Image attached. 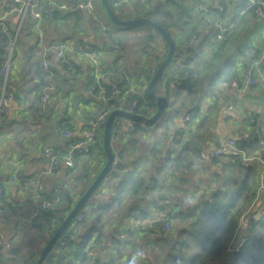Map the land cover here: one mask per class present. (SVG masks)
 Wrapping results in <instances>:
<instances>
[{
	"label": "trees",
	"instance_id": "obj_1",
	"mask_svg": "<svg viewBox=\"0 0 264 264\" xmlns=\"http://www.w3.org/2000/svg\"><path fill=\"white\" fill-rule=\"evenodd\" d=\"M118 1L120 0H109L113 10L115 7L113 3H118ZM136 1L135 7L139 11L145 9L150 10L151 7H153L155 11L157 10V4L152 6L150 0ZM167 1L169 6L167 8L165 7L163 16H160V18L159 16L155 17L153 20L170 34L174 41L175 49L171 62L165 68L162 76L156 83L155 92L156 94H162L166 97H169L173 92L170 110L172 112L174 111L177 115L180 113L185 115L192 110L195 111L198 107L199 101L202 97L198 88L202 83L208 81L211 85H214L220 80L235 77L240 73V69L244 65L241 61L237 60L236 57L240 56L241 53L243 55V53H246L249 49H255L256 52H258L259 49L244 41L236 47H233V44L235 43L234 39L241 31L240 25L242 20H237L233 25V28L225 32L226 37L224 39L214 41L212 34H214L216 30L212 26L206 30V34L202 33L204 30L199 29L197 24H195L196 22L189 24L187 27V22L184 20V17L189 14L187 0ZM157 3L160 2L158 1ZM100 6L102 7L101 2ZM180 19L183 22L179 24L177 21ZM200 19L205 22L209 21L208 18L203 16H201ZM31 20L30 16H24L19 27L20 30H18V33L16 34L14 54L16 52L17 37L27 29V25H34V22L32 24ZM147 25L149 29L147 30V33L145 32L146 34H144L145 40H143V44L148 48V50L145 51L147 52V56L155 59L156 57H159V42H155V33L151 29L156 33L157 31L149 24ZM177 25L181 30L178 38L173 35L174 33L171 30L173 27H178ZM208 25H210V23ZM14 33L15 29L9 27L8 34L13 35ZM105 33L108 37L106 30ZM193 34L199 38L200 42L198 44L190 43L189 40ZM161 39L166 46L165 52L154 64H149L152 68V73L149 76L150 78L156 71L167 51V43L163 38ZM113 40V45L119 43V41L115 39ZM205 43L207 44L206 46H204ZM1 52L2 46L0 45V63L2 61ZM57 58L59 61L61 60L63 63L62 67L66 71V64L64 63L62 56H57ZM108 62L112 61H109L106 57L105 63L113 65V63ZM147 63L148 62H146V64L144 63L145 66ZM55 70V67L51 64V76ZM118 70L119 72L121 71L120 69ZM66 72L69 74H75L78 72V69L76 67L72 71L67 70ZM116 72L109 75L108 83L104 84L107 90L106 93H109L110 86L114 84L121 89V98H124L125 102H130L132 99L138 102L134 109L135 112L150 115L155 109V105L146 97L147 87L144 90L139 89L132 91L130 89L131 83L129 78L123 79L116 76ZM35 78L38 80L40 88L43 85L40 64L38 65V68L35 69ZM1 82L2 80L0 78V86ZM90 84H95V82L90 81L87 85ZM171 84H173L172 87ZM39 98L40 94L37 92L36 100L33 103L34 106L30 107L28 111L33 110V112H36V110L39 109ZM85 99L89 100L90 103L97 104L96 107L98 109L101 107L111 108L118 104L116 99H109L107 102L96 101L94 98L87 96ZM44 113L41 115L30 114L31 116L29 117V120L33 119V121H38L43 118ZM7 114L8 113H4L0 110V125L5 123L8 119ZM247 122L248 124H255V121H250V119H247ZM67 126L70 125L66 123L59 124V131H64ZM137 129L143 131L146 128L143 126L137 127ZM137 129L132 131L130 135L134 134ZM262 131L264 132V130ZM64 140V144H53L52 147L44 146L41 143L38 145V151L43 154L44 148H51L56 152L58 158L62 159L66 153L67 146L72 139L64 138ZM132 141L135 145L134 147L132 144H129L128 147H124L120 150L122 160H125L128 157L134 158L133 155L135 153L142 155L145 153V158L149 163L156 162L158 159L156 170L154 172L147 171L146 173L140 170H132L131 177H133V179H131L127 187L124 185L125 178L121 177L122 175L118 172L113 173L111 175V180H115L116 183L122 185V187L120 191L115 193L112 190L113 187L109 186V183L106 187L107 189H105L106 193L115 196L120 204H122V207L127 206V208L124 210L121 209V212L117 211L118 213L116 214V212L110 211L106 208L101 198L95 200V203H93L89 211L83 214L74 230L66 234L64 244L58 246L57 251L54 252L56 260L64 259L66 256L71 255L73 258L78 259L79 263L77 264H84L88 257V249L92 247L93 244L104 241L108 232L106 229L107 227L108 229L110 228V222L116 219H122L124 215L134 207L142 210L143 207L137 202L141 200L138 193L142 192L143 195V191L149 192L150 188H148L146 184L149 182L159 184L166 175L170 163H168L166 158H161L156 154V151L158 150L157 146L154 144L145 150L147 145L146 140L136 143L137 141L133 138ZM93 148L96 149L99 156H102L103 160L101 164L96 165L94 162L92 163L86 153L74 152L73 158L75 165L64 169L63 176L60 178L58 177V181L55 185L53 184V189L49 194L45 189L44 192L40 194L41 199L43 198L47 200L54 191L59 197V203L44 209L41 212L42 219L38 224L24 223L22 222L23 217L26 216L24 215V212H18L14 216V210H8V202L12 201L11 194L14 193V190L11 191L9 189L4 192V194H1V218L7 216L19 217L24 215L23 217L14 220L13 225L15 226V230L20 232V228L23 227V225L28 226L25 229V232L34 230L29 234V238L25 241L24 247H30L32 243H34L38 244L39 248L36 250L30 248V252L27 254L26 250H18L21 248L20 245L13 246L11 250L12 255L6 257L0 253V264H8L7 261L13 264L35 263L47 239L52 235L58 224L70 211L77 199L83 194L103 166L105 154L101 137L97 140ZM255 152H257L258 155ZM242 154H244L245 157H252V159L244 160ZM79 155L85 156V163L79 162ZM258 156L264 157V134L258 131V133L256 132L247 136L244 134V136L237 138L236 150L234 152H226L225 154L211 160V165L221 166L216 169L220 188H214L208 192V185L201 187L198 184L197 190L189 192L191 197L188 196L189 194L184 189V184L188 182L186 173L180 171L174 173L173 178L168 185V194L172 198V205H174V208L177 206L180 208V211L174 217L172 231L168 234L161 233L162 235L159 236L160 239L166 240L167 244H169V250L166 254L172 259L174 264H264V190L257 196L258 198L260 197L259 199L256 197V187L261 176V173L259 174L257 171L258 164L256 160H254V158H258ZM220 158L223 159L220 161ZM77 160L80 164L77 163ZM123 165L126 166L124 163ZM204 165L207 166V162L206 164L204 163ZM223 169H226V173L221 175ZM20 172L21 176L25 177L22 168L20 169ZM37 175L38 174H35L34 176L36 177ZM42 181L45 183L44 180ZM16 188L17 191L28 190L32 192L31 188L22 189L20 184H17ZM56 188L57 191L54 190ZM207 194L211 197V202L205 200ZM256 198L259 201V208L251 212V226L246 229L244 228L243 234L236 242L234 241V236L239 229L240 216L248 213L245 210L250 203L252 204L255 201ZM144 199V196H142V200ZM5 203L7 206H5ZM54 220L56 222L52 224L51 222ZM187 223L190 225L191 230H188L186 226L188 225ZM175 227H179L178 229L180 230L173 233ZM134 232L154 233L155 231L152 228L128 231L129 237L127 239L114 238V245L118 244L123 246L122 240L126 243H132L133 240H131V237ZM242 238H245V240L237 245ZM120 241L121 243H119ZM115 251L119 253L120 256L123 255L121 253L122 250L119 251L117 248ZM113 255L112 264H115L114 260L116 259V256L115 254ZM135 258L138 257L135 253L131 252L126 262H121V264H139L134 260ZM102 259L103 258L97 259L95 264H100V262L103 261ZM72 263L75 264L74 260Z\"/></svg>",
	"mask_w": 264,
	"mask_h": 264
},
{
	"label": "crops",
	"instance_id": "obj_2",
	"mask_svg": "<svg viewBox=\"0 0 264 264\" xmlns=\"http://www.w3.org/2000/svg\"><path fill=\"white\" fill-rule=\"evenodd\" d=\"M54 1L56 3L65 2L69 4V6H73L78 0ZM123 1L124 3H127L131 11L130 14H134V12L137 11V8L135 7V3L137 2L136 0ZM198 1H212L214 3L223 4L225 6V11L221 17L224 20L223 23H226L224 27H226V31L233 28V26L229 28L228 25L231 23V19L234 17V10H236L238 7L237 0ZM164 2L167 3L168 1L165 0ZM119 4L116 6V8L119 7ZM94 6L95 14L93 16L84 15V18H81L78 12H70V14L64 15L60 18H55L54 20L45 22H36L35 19L31 18V23L33 24L34 22V25H27V29H25L17 37L18 40H16V52L14 54L17 65H15L10 70V73L7 76V84L14 92V100L12 101L10 111L7 114L8 119L5 123L0 125V152L3 153V155L0 157V179H6L8 176H10L13 162L22 161L21 168L22 171H24L25 178L39 179L41 181L44 180L45 183L43 181L42 182L44 183L45 191H47L49 194L58 179L63 176L65 170H63L59 175L45 174L43 170L47 167V162L42 152L38 151V145L42 143L44 146L52 147L53 144H64L65 140L62 136V132L59 131V124H69L70 126L67 127L72 129L83 128L87 118L100 110L96 107L97 104L90 103L89 100L85 99L86 96H90L86 95L82 91V79L84 77V73L80 72L79 70L75 74L67 73L62 67L63 63L61 60L59 61L55 55L51 58V64L56 69L51 76L55 88L49 96L47 111L44 113L43 118L39 119L38 121H33V119L29 120V117L31 116L30 114H36L35 111H28V109L34 106L33 103L36 100V93L39 92L38 80L35 78V69H37L39 65L37 60L40 56L39 53L41 51L42 43L59 45L60 43L64 42L69 46L76 45L79 42L89 43L96 50H99L101 53L106 55L109 61H112L108 63H113V65H115L118 69L124 71L127 74L131 83L130 89L132 91L139 90L142 86L147 84V81L150 78L149 76L152 73V68L149 66V64H154L159 59V57L164 54L166 46L162 39H159L155 35L154 40L159 42V57L152 59V57H148L147 54L144 53L143 56L147 58L146 60H132L129 62V65H126V61L121 55L122 51L119 49V43H115L113 45L114 40L107 37L104 31V25L100 24L101 18H98V13H100L98 7L95 5V3ZM168 6L169 5H167L166 8ZM101 8L105 13L103 6ZM188 10L190 12V9ZM82 13L85 14L84 12ZM120 13V15L116 13L119 18L132 19L129 14L121 11ZM95 17L97 21L94 19ZM240 20H242L240 25L241 31L234 39L235 43L233 44V47H236L244 41L261 50L258 68L264 75V20H261L253 12L245 13L239 19V21ZM75 22L76 25L81 24L83 30L81 28L77 29ZM177 22L180 24L183 21L180 19ZM209 23L211 24L210 19L208 22H205L199 18L195 24H197L199 29L204 30L202 33L206 34V30L209 28L206 25ZM186 25L187 27L189 26L188 23ZM147 30L148 29L146 28V33ZM171 30L174 33L173 35L177 36V38L180 36L181 30L179 29V26L173 27ZM145 32L144 34H146ZM199 42L200 40H198L196 44ZM206 45L207 44L205 43L204 46ZM106 46L109 47L112 53L103 52V49L108 48ZM236 59L241 61V63L244 65L240 69V73L235 77H244L245 70L248 67V57L245 53H243V55L241 53V55L237 56ZM146 62L148 63L145 66ZM84 70L86 71L85 68ZM198 89L200 90L202 97L196 110L191 111L193 113V118L190 119L186 127L183 128V130L180 128L184 116V114L181 113L180 117H176L179 119L174 121L170 127H168V132L165 133L159 142L155 144L158 149L156 154L161 158H166L168 163H170L172 157L175 156L176 153L177 156L183 154V160L186 164L187 170L186 178L188 179V182L184 184V189L188 194L191 191L197 190L198 184L201 187L208 185V192L214 188H220L216 169L221 166L211 165V161H208L207 166H205L204 163H198L194 155L203 146H214L219 144L220 136L215 131V124L216 118L225 111V104L231 102L237 106L236 111L231 110L226 116L225 126L228 135L239 138L244 136V134L246 136L252 135L256 132L258 133V131L264 134L262 131L264 130V84L260 79H258L256 85L245 86L242 92L229 90L222 86L221 83L211 85L208 81L202 83ZM247 119H252L253 122L255 121V124H248ZM123 133L124 137L120 139L121 148L126 143L132 144L134 147L135 145L132 141L133 138L137 141L136 143L146 140L147 145L145 150L150 148L151 145L153 146L151 139L148 138V134H144V136L139 134L130 135L124 130ZM177 133L181 135V140L177 142L176 146H174L173 138ZM255 153L258 155L257 152ZM133 156L134 158H127L130 172L132 170H140L146 173L147 171L154 172L156 170L158 159L156 162L149 163L145 158V153H143V155L135 153ZM140 158L141 160L138 162ZM222 159L223 158H220V161ZM102 160V156H99V158H97V162L94 164L99 165L101 164ZM254 160H256L258 164L257 171L260 174V162H258L257 157L254 158ZM79 162L85 163V156H80ZM79 162L77 160L78 164H80ZM225 173L226 169H223L221 175H224ZM35 174L38 175L35 177ZM129 174L124 181L125 187H127L131 179H133V177H131L132 175ZM50 177L54 179L53 182H49L51 181L49 179ZM16 189V186L10 188L11 191L14 190V193L11 194L12 201L8 202V206L5 203V206L8 207V210L13 209L14 216L18 212H24V215H27L35 210V208L38 206V201L35 197H33V192L28 190L17 191ZM188 196L191 197L190 194ZM145 200L144 207L146 208L150 205V197L146 196ZM124 209L125 208L122 207V210ZM179 211L180 208L176 206V214H178ZM115 212L116 214L118 213L117 211ZM24 215L19 217H23ZM19 217L7 216L0 218V232H2L6 238L12 241L14 247L20 245L21 248L18 250H26L28 254L30 252V248L32 250H36L39 248V245L32 243L30 247H24V243L29 238V234L34 231L29 230L25 232V229L28 227L26 225H23V227L20 228L19 235L15 236V226L13 225V222ZM119 220L120 219H116L110 222V228L108 229L107 227L106 230H108V232H110V229L113 230L115 225L118 223L117 221ZM55 222L56 221L54 220L51 223L54 224ZM241 230L242 227L240 226L236 233L237 237L240 235ZM236 235L234 241L237 242L240 236L236 238ZM132 238L133 236L131 237V240H133L132 243H126L122 240L123 246L115 244L114 249L107 250L106 256L102 255L100 257L103 258V261H101L100 264H112V255L114 252L116 253L115 249L117 248L119 251H123H121L123 254L121 256L123 258V262L125 263L128 256L131 254V252H133V243L136 241V239ZM119 243H121V241ZM74 259L75 258H73L71 255H68L64 259L56 260L55 253L52 251L47 256L43 264H73L72 261ZM7 263L9 264V261H7ZM114 263L121 264V261L116 258Z\"/></svg>",
	"mask_w": 264,
	"mask_h": 264
},
{
	"label": "built area",
	"instance_id": "obj_3",
	"mask_svg": "<svg viewBox=\"0 0 264 264\" xmlns=\"http://www.w3.org/2000/svg\"><path fill=\"white\" fill-rule=\"evenodd\" d=\"M237 4L238 7L234 10V17L228 25L229 28L247 12H253L261 20H264V0H237ZM113 5L117 6L118 3H113ZM94 7V0H78L73 6H69L65 2L56 3L54 0H0V45L2 46V61L0 63V78L2 80L0 86V110L2 112L9 113L10 106L14 100V92L7 84V76L9 75L10 70L17 65L14 55L15 38L17 35L16 32L13 35L8 34V28L11 27L12 29L17 30L25 15L35 19L36 22L54 20L55 18L70 14V12H78L80 17L84 18V15L88 16L93 14ZM187 7L190 9V12L184 17V20L188 24L195 23L201 16H203L211 20V24L206 26H212L216 30V32L212 34L214 41L226 37V27L222 26V24L226 25V23H223L224 20L221 17L225 11V6L223 4L214 3L212 1L201 2L198 0H187ZM198 40L199 38L193 34L189 41L190 43H196ZM260 53L261 50L256 52L255 49H249L245 53L248 57V67L245 70L244 77L223 79L218 83H221L222 86L229 90H235L238 92H242L245 86L256 85L258 79L264 84V75L258 68ZM39 55L38 62L43 76V85L39 88V109L36 110V115H41L47 111L49 96L55 88L50 74L51 58L55 55L56 57H60V55L62 56L68 71H72L77 67L80 72L84 73L82 79L83 93L95 98V100L107 102L109 99H116L118 102L115 107L100 108L99 111L87 118L83 128L72 129L67 127L62 131L63 138L72 139L69 142L66 153L62 159H59L56 152L51 148H44L43 155L47 161V167L45 168L44 173L48 175H59L65 168L73 167L75 165L73 158L74 152L86 153L89 159L96 163L99 155L93 147L101 137L107 115L114 109L137 113L134 111L138 103L136 100L132 99L130 102H125L124 98H121V89L119 87L112 84L110 86V91L107 94L106 87L104 86L105 83H108L109 75L116 71H118L116 72V76L123 79H128L127 74L122 70L119 72L115 65L105 63L107 56L99 50H96L87 42H79L73 46H69L64 42L59 45L42 43ZM90 81H94L95 84L87 85ZM172 86L173 84H171V87ZM146 87L147 85H144L140 90H144ZM169 98L172 99V95H170ZM231 110L236 111L237 106L234 103L228 102L225 104V111L216 118L215 131L220 136V142L214 146L201 147L194 155L198 163H206L226 152H234L236 150L237 138L228 135L225 126L227 113ZM191 113H186L183 116L182 125L180 126L181 130H183L188 124L192 115ZM250 121H252V119H250ZM122 123H124L125 132H128V134L136 130L137 127H143V125H136V123L127 118L115 116L112 124L110 146L113 145L112 142L114 139H118L119 127ZM218 127L222 129V132L218 131ZM180 140L181 135L179 133L175 134L173 138L174 146H176L177 142ZM120 150H122L121 147L116 149L113 145V160L109 170L93 192L91 198L81 209H79L75 217L67 226V229L57 238V242L52 250L53 252L57 251L58 246L64 244L66 234L74 230L83 214L89 211L93 203H95V200L101 198L106 208L110 211L115 212L122 209V204H120L119 200L115 196L106 193L105 190L109 184L111 174L118 172L122 175L121 177L126 178L130 172L127 159L122 160ZM2 155L3 153L0 152V157ZM242 156L244 160L252 159V157H245L244 154H242ZM257 160L260 162L261 176L256 187V197L264 190V157L258 156ZM123 163L126 164V166L123 165ZM12 166L10 176L6 179H0V197L2 193L4 194V192L17 184H20L22 189L31 188L34 197L38 200V206L31 213L24 216L22 222L27 224H38L42 219L41 212L48 207L58 204L59 197L53 191V194L47 200L43 198L41 199L40 194L44 192L45 189L43 182L39 179L22 177L20 172L22 161L13 162ZM178 171L184 173L187 172L186 164L183 160V154L177 156L176 153V155L172 157L166 175L161 182L159 184H154L153 182L146 184L151 190L149 207H143L142 210L137 207L130 209L122 219L117 221L118 223L115 225L114 229H110V232L106 234L104 241L97 242L88 249V257L84 264H95L96 260L102 255H105L107 250L114 249V238L127 239L129 237L128 231L152 228L154 231H159L165 234L170 233L172 231V223L176 212L174 205H172V198L168 194V185L172 180L174 173ZM54 190L57 191V188ZM205 200L212 201L209 195L205 197ZM1 212L0 208V218L2 215ZM240 226L245 229L251 226V219L247 213L240 216L239 227ZM18 235L19 232L15 230V236ZM244 240L245 238L240 239L237 245L241 244ZM12 248V241L0 232V253L6 257L10 256L12 255ZM113 254H115L116 258L123 263V258L119 253L114 252ZM74 263H79L78 259H74Z\"/></svg>",
	"mask_w": 264,
	"mask_h": 264
},
{
	"label": "rangeland",
	"instance_id": "obj_4",
	"mask_svg": "<svg viewBox=\"0 0 264 264\" xmlns=\"http://www.w3.org/2000/svg\"><path fill=\"white\" fill-rule=\"evenodd\" d=\"M94 3H95V5H97L98 10L100 12V13H98V15L100 16V17L98 16V18H101L100 24L104 25V31L106 29L109 38L119 41V49L122 51L121 55H122V58L125 59L126 65H129V62L132 60H146L147 58L144 57L143 54L147 53L145 51L148 50V48L144 46L143 40H145L144 32L146 31V28L149 29L148 25L146 23H139V24L132 25V26L115 25L108 19V17L104 13L103 9L100 6V1L94 0ZM118 4H119L118 8H115L116 6L114 7V10L116 11V13L118 15L121 14L120 11L127 13V14H129L130 17H132V19H134L135 17H149V18L153 19V18L158 17V16L160 18V16L161 17L163 16V11H164L165 7L167 5H169V3L160 2V3H157V10L156 11L154 10L153 7H151L150 10H148V9H145L143 11L137 10V11H135L136 13L134 12V14L133 13L130 14L131 11H130L127 3H124L123 0H120V1H118ZM94 14H95V7L93 10V14H91V15L93 16ZM94 19L96 20V17ZM76 28L77 29L81 28L83 30L81 24H77ZM151 30L153 32H155L153 29H151ZM155 35L159 39H161L160 35L157 34L156 32H155ZM106 47H108V46H106ZM103 52L104 53H108V52L112 53V51L109 49V47L107 49H103ZM171 95L173 96V92ZM180 115H181V113L179 115H177V114H175L174 111L172 112L171 110L167 113L165 112L157 120V122L153 126H145L144 128H146V129H144V131L137 130L134 133V135L139 134V135L144 136V134L145 135L148 134V138L151 139V143L154 145V144L159 142V140L163 137V135L165 133L168 132V127H170V125L174 121L178 120L179 118L177 119L176 117H180ZM191 118H193V115H191L190 119ZM124 127H125L124 123H122L119 127L118 139H114L112 142V144L114 145V147L116 149L117 148L119 149V147L121 145V141L119 139L124 137V133H123V130L125 131ZM113 145H111L112 151H113ZM128 146H129V143H126L124 146H122V148L128 147ZM140 160H141V158L138 160V162ZM131 174H132V171L130 172L129 175H131ZM49 179L51 180L49 182L54 181V179L51 177ZM109 183H110L109 186L113 187L112 190L115 193L120 191L122 185H118L115 180H111V176L109 179ZM150 192H151V190L149 192L143 191V193H144L143 195H142V192L138 193V195L141 197V200L137 201L139 205L144 207L146 200L145 199L142 200V196H144V198L146 196L151 197ZM146 194H148V195H146ZM140 197H138V198H140ZM256 199L252 204L250 203L248 205L247 209L245 210L248 212L247 215L249 217H251V212L253 210L259 208V201H258V199L257 200ZM123 208H127V206H124ZM186 226H187L188 230H191V227L189 224ZM178 228L175 227L173 233L179 231L180 229H178ZM243 230H244V227L241 230V233L239 236H241L243 234ZM161 233L162 232H159V231H155L154 233H152V232H150V233L134 232L133 233L132 239H136V241H134V243H133L132 250L135 253V255L138 257V258L134 259L137 263H139V264H174L172 259L166 254L167 251L169 250V244H167L166 240L159 238V236L162 235ZM238 237L236 235V238H238ZM9 264H13V263H9Z\"/></svg>",
	"mask_w": 264,
	"mask_h": 264
},
{
	"label": "water",
	"instance_id": "obj_5",
	"mask_svg": "<svg viewBox=\"0 0 264 264\" xmlns=\"http://www.w3.org/2000/svg\"><path fill=\"white\" fill-rule=\"evenodd\" d=\"M108 16V19L115 25L120 26H132L139 23H146L152 26L157 33L160 35L161 38H163L167 43V51L165 56L163 57L161 63L157 67L156 71L150 78L147 84V91H146V97L147 99L152 102L155 105V109L150 115L145 114H138V113H132L130 111L126 110H112L108 115L107 119L104 123L102 133H101V139H102V146L103 151L105 154V160L104 164L101 167L98 174L95 176V178L91 181L89 186L86 188V190L83 192V194L77 199L75 204L72 206L70 211L66 214V216L63 218V220L58 224L57 228L54 230L52 235L47 239L45 244L43 245L37 260L34 264H43L47 256L52 252L55 243L57 242V238L67 229V226L72 221V219L75 217L79 209H81L84 204L91 198L93 192L96 190L100 182L102 181L103 177L106 175L107 171L109 170V167L113 160V153L111 150V131H112V124L113 119L115 116H120L123 118H127L136 125H143L145 126H153L157 120L166 112L170 111L171 108V100L169 97H166L162 94H156L155 92V86L159 78L162 76L163 71L165 68L169 65L171 62V59L174 54L175 44L170 36V34L157 22H155L153 19L149 17H135L134 19H121L119 18L115 11L112 9L109 0H99ZM158 1L164 2L165 0H150L151 5L157 4ZM224 27L225 24H222ZM18 30H16V34L18 33ZM191 113V112H189ZM193 114V113H191ZM218 131L222 132V129L218 127ZM220 139V138H219Z\"/></svg>",
	"mask_w": 264,
	"mask_h": 264
}]
</instances>
